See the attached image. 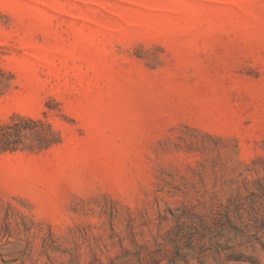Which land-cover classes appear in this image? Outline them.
I'll use <instances>...</instances> for the list:
<instances>
[{
    "label": "rangeland",
    "instance_id": "obj_1",
    "mask_svg": "<svg viewBox=\"0 0 264 264\" xmlns=\"http://www.w3.org/2000/svg\"><path fill=\"white\" fill-rule=\"evenodd\" d=\"M18 117L0 264H264V0H0Z\"/></svg>",
    "mask_w": 264,
    "mask_h": 264
},
{
    "label": "trees",
    "instance_id": "obj_2",
    "mask_svg": "<svg viewBox=\"0 0 264 264\" xmlns=\"http://www.w3.org/2000/svg\"><path fill=\"white\" fill-rule=\"evenodd\" d=\"M18 122L0 124V151L13 150L16 146L22 144V124L24 123H35V121L18 117ZM40 147L49 146L52 141L45 137H40L39 139Z\"/></svg>",
    "mask_w": 264,
    "mask_h": 264
}]
</instances>
